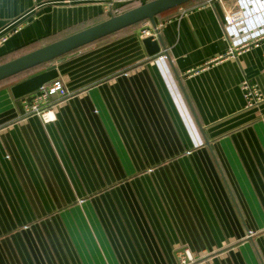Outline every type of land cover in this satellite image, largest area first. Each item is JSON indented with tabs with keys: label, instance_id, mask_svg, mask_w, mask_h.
<instances>
[{
	"label": "crops",
	"instance_id": "crops-1",
	"mask_svg": "<svg viewBox=\"0 0 264 264\" xmlns=\"http://www.w3.org/2000/svg\"><path fill=\"white\" fill-rule=\"evenodd\" d=\"M151 0H0V65ZM192 0L55 65L44 116L0 82V264H264V40ZM164 22L159 54L140 36ZM148 27V26H147ZM2 37H6L2 40Z\"/></svg>",
	"mask_w": 264,
	"mask_h": 264
},
{
	"label": "water",
	"instance_id": "water-1",
	"mask_svg": "<svg viewBox=\"0 0 264 264\" xmlns=\"http://www.w3.org/2000/svg\"><path fill=\"white\" fill-rule=\"evenodd\" d=\"M192 0H151L109 19L85 28L11 61L0 65V81L8 79L19 73L34 69L45 70L26 78L11 87L15 98H22L36 93L46 83L59 77L55 65H50L55 59L66 55L76 49L91 44L126 27L151 21L155 25V18L173 8L182 6ZM155 27V26H154ZM148 55L159 54L162 41L149 35L143 39Z\"/></svg>",
	"mask_w": 264,
	"mask_h": 264
},
{
	"label": "built area",
	"instance_id": "built-area-1",
	"mask_svg": "<svg viewBox=\"0 0 264 264\" xmlns=\"http://www.w3.org/2000/svg\"><path fill=\"white\" fill-rule=\"evenodd\" d=\"M213 1L207 0V3L211 4ZM225 7L224 31L226 39L230 41V55H236L264 40V0H235L234 5H228V10L227 6ZM163 25L164 22L152 29L149 25L142 27L141 38L144 39L149 35L158 38ZM1 39L5 40L6 37ZM242 88L245 91L247 106H253L264 99L248 80L242 81ZM71 94L64 82L56 78L44 84L33 94V103L27 107L28 114L44 116L48 110L70 97ZM178 261L179 264H196L194 255L188 249L178 253Z\"/></svg>",
	"mask_w": 264,
	"mask_h": 264
},
{
	"label": "trees",
	"instance_id": "trees-1",
	"mask_svg": "<svg viewBox=\"0 0 264 264\" xmlns=\"http://www.w3.org/2000/svg\"><path fill=\"white\" fill-rule=\"evenodd\" d=\"M138 24H139V23H138ZM136 25H137V24H136ZM133 26H134V25H133ZM39 69H40V68H34V69H31V70H28V71H25V72L19 73V74L15 75V76H12V77H10V78H8V79H5V80H3V81H8V80H12V79H14V80L22 79V78L27 77L28 75L32 74L34 71L39 70ZM3 81H0V82H3Z\"/></svg>",
	"mask_w": 264,
	"mask_h": 264
},
{
	"label": "rangeland",
	"instance_id": "rangeland-1",
	"mask_svg": "<svg viewBox=\"0 0 264 264\" xmlns=\"http://www.w3.org/2000/svg\"><path fill=\"white\" fill-rule=\"evenodd\" d=\"M254 8V7H253ZM253 11H255V10H253Z\"/></svg>",
	"mask_w": 264,
	"mask_h": 264
}]
</instances>
